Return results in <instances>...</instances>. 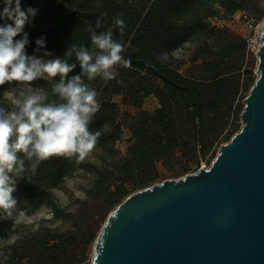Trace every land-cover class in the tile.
Masks as SVG:
<instances>
[{
	"label": "trees",
	"instance_id": "obj_1",
	"mask_svg": "<svg viewBox=\"0 0 264 264\" xmlns=\"http://www.w3.org/2000/svg\"><path fill=\"white\" fill-rule=\"evenodd\" d=\"M252 1L259 0H21L23 7L39 9L33 22L25 27L31 41L25 46L28 56L42 62L59 56L76 66L65 83L79 74L82 82L98 93L105 80L100 76L88 80L81 73L77 52L81 45L94 56L100 51L92 44L91 33L87 31L89 25L97 35L111 28L113 39L125 48L122 55L129 64L124 68L136 78L132 82L136 90L131 92V102L140 105L144 98L155 94L160 106L153 113L142 111L130 125L131 136L127 152L123 153L117 146L121 125L113 124L119 116L118 105L110 99L105 86L102 97L97 96L101 108L90 125V130L99 129L102 133L93 150L101 166L87 161L78 164L74 159L62 157L41 163L35 175L25 173L26 178L19 181L15 193L19 211L29 216L43 204L56 207L53 190L70 171L79 168H93L96 179L90 194L105 199L111 208L136 189L153 185L160 176V164L183 158L186 163L179 170L185 172L193 163L199 168V162L210 151L237 131V126L232 130L229 127L234 124L232 117L238 119L236 101L242 86L237 42L232 41L227 28L213 26L210 19L244 12ZM3 6L0 0V10ZM120 14L126 25L123 32L114 24V17ZM98 19L100 26L96 27ZM41 35L46 36V45L34 52L35 41ZM193 40L202 41L190 58L196 72L200 69L202 73L187 74L180 67L158 59L161 50L172 51ZM72 44L76 45V51L68 56L66 52ZM245 46L242 42V47ZM45 51L52 56H43ZM198 61L201 62L197 64ZM246 73L251 74L252 70ZM10 82L0 86V92ZM59 82V75L48 77L45 73L30 85L45 95L44 104H59L65 101L52 91L53 85ZM253 84L252 76L244 83L249 90ZM114 93L125 97L119 87ZM107 124H112L111 128H106ZM25 163L27 167L28 161ZM15 227L0 211V238L13 232ZM97 236L92 233L83 238L84 244L94 243ZM79 247L73 233L38 228L30 234V261L26 264H81L82 261H76Z\"/></svg>",
	"mask_w": 264,
	"mask_h": 264
},
{
	"label": "water",
	"instance_id": "obj_2",
	"mask_svg": "<svg viewBox=\"0 0 264 264\" xmlns=\"http://www.w3.org/2000/svg\"><path fill=\"white\" fill-rule=\"evenodd\" d=\"M242 128L211 166L136 191L104 222L97 264H264V21Z\"/></svg>",
	"mask_w": 264,
	"mask_h": 264
},
{
	"label": "clouds",
	"instance_id": "obj_3",
	"mask_svg": "<svg viewBox=\"0 0 264 264\" xmlns=\"http://www.w3.org/2000/svg\"><path fill=\"white\" fill-rule=\"evenodd\" d=\"M0 10V86L6 82L19 81L31 83L45 73L48 77L60 76V82L53 85V93L59 95L63 103L44 104L45 95L41 93L27 95L18 112L5 115L0 109V211L8 216L18 207L19 181L25 179V173L35 175L40 164L53 157L75 160L83 163L93 152L101 136V130H90L96 114L101 108L97 100V91L82 82L81 75L67 78L75 70V65L62 61L59 56L42 62L35 56H28L25 46L30 45L26 25L33 22L39 9L23 7L21 0H3ZM114 24L123 32L125 21L122 14L114 17ZM100 26L99 19L96 27ZM92 44L99 53L95 56L82 45L77 52L81 73L88 80L100 76L112 80L117 73V65L127 67L122 53L124 45L113 39V31L99 35L89 25ZM19 37V39H15ZM46 36L41 35L35 41L36 51L44 49ZM76 51L72 44L66 52L70 56ZM43 56L51 57L45 51ZM28 161L26 167L25 161ZM24 211H19L17 222H22ZM100 253L95 250L88 258V264H97Z\"/></svg>",
	"mask_w": 264,
	"mask_h": 264
},
{
	"label": "rangeland",
	"instance_id": "obj_4",
	"mask_svg": "<svg viewBox=\"0 0 264 264\" xmlns=\"http://www.w3.org/2000/svg\"><path fill=\"white\" fill-rule=\"evenodd\" d=\"M245 12L249 17L255 19L257 25H260L264 21V0L252 1L246 6ZM210 22L213 26L227 28L232 34V41L234 43L237 42L238 63L241 65L240 68L242 70V76L240 77L242 86L236 101V104H238V119L236 120L235 117H232L234 124L229 127L232 130L234 126H237L235 134L243 126L241 115L245 108V99L250 93L249 87H246L244 83H247L249 76L254 79V84L259 78L257 73L259 63L257 52L260 48L257 39L258 34L245 25L241 13L233 16H217L211 18ZM201 42V40H193L172 51L161 50L158 59L162 63L180 67V70L184 73L194 74L196 70L190 58L201 45ZM242 42H245L247 46L243 48ZM240 57H243V59ZM200 62L198 61L197 64ZM113 70L117 73L116 77L112 80H105L98 89L97 96L102 97L101 91L106 86L110 99L117 103L119 116L113 124L121 125V140L117 143V146L123 153H126L129 144L128 138L131 136L130 125L136 121L142 111L153 113L160 106V102L155 94H151L144 98L140 105L133 104L131 102V92L133 93V90H136V85L132 86V82L136 81L134 73L129 72L121 65H117ZM247 70H252V73H246ZM196 73L200 74L202 71L198 69ZM118 87L124 92L125 97L122 94L114 93ZM36 93H41L40 89H34L28 82L11 81L8 83L7 88L0 92V109H3L5 115L11 112H18L24 98L27 95ZM111 126L112 124H107L106 128L109 129ZM230 139L226 140L224 138L223 143L228 142ZM219 147L216 146L215 150L210 151L206 158L199 162V166H211L219 153ZM95 155L96 151L92 152L85 161L101 166ZM185 163V159L179 158L173 159L166 165L160 164V176L154 184L166 179H176L197 171L198 167L195 163L191 164L190 168L185 170V172L179 170V167ZM95 179L96 173L93 172V168H79L70 171L63 183L53 190L56 207L50 204H43L34 214L25 215L22 222H17L19 205L17 209L13 210L12 216H8L3 212L4 217L13 221L16 227L6 237L0 238V264H18L19 262L26 264L29 262L30 234L38 228H51L54 232L75 234L80 245L77 250L76 261H82L81 264H88V258L93 252L94 243L84 244L83 238L89 237L92 233L99 234L97 232L99 227L103 226L108 215L117 208V206L111 208L105 199L95 198L90 194ZM142 189L144 188L136 189V191Z\"/></svg>",
	"mask_w": 264,
	"mask_h": 264
},
{
	"label": "built area",
	"instance_id": "obj_5",
	"mask_svg": "<svg viewBox=\"0 0 264 264\" xmlns=\"http://www.w3.org/2000/svg\"><path fill=\"white\" fill-rule=\"evenodd\" d=\"M241 13V15L243 16V20L245 22V25L250 29V30H254L256 32V34H258V29L260 27V25H257L255 22V19L252 17H249L246 12H239ZM260 46V45H259Z\"/></svg>",
	"mask_w": 264,
	"mask_h": 264
},
{
	"label": "bare ground",
	"instance_id": "obj_6",
	"mask_svg": "<svg viewBox=\"0 0 264 264\" xmlns=\"http://www.w3.org/2000/svg\"><path fill=\"white\" fill-rule=\"evenodd\" d=\"M259 45H261V43H258ZM204 166H206V165H204Z\"/></svg>",
	"mask_w": 264,
	"mask_h": 264
}]
</instances>
